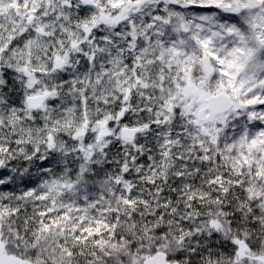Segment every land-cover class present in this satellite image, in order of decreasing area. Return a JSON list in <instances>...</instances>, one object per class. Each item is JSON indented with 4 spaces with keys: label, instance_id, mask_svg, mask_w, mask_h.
Listing matches in <instances>:
<instances>
[{
    "label": "snow or ice",
    "instance_id": "6c2138e0",
    "mask_svg": "<svg viewBox=\"0 0 264 264\" xmlns=\"http://www.w3.org/2000/svg\"><path fill=\"white\" fill-rule=\"evenodd\" d=\"M0 264H264V0H0Z\"/></svg>",
    "mask_w": 264,
    "mask_h": 264
}]
</instances>
